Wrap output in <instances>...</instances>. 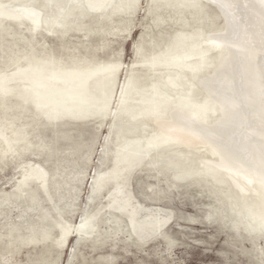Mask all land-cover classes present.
Here are the masks:
<instances>
[{
    "label": "rangeland",
    "instance_id": "obj_1",
    "mask_svg": "<svg viewBox=\"0 0 264 264\" xmlns=\"http://www.w3.org/2000/svg\"><path fill=\"white\" fill-rule=\"evenodd\" d=\"M110 1L113 8L103 15L69 10L63 22L65 26L60 21L63 19L57 17L60 0L51 1L48 6L50 16L43 17L42 27L31 43L37 55L44 56L46 42L53 58L51 65L61 67L82 85L86 80L83 73L90 68L105 66V69L117 70L109 84L91 81L85 85L90 100L96 99L100 105L82 111L67 107V116L54 124L55 127L44 123L43 129L44 126L34 124V134L45 137L51 148L41 150L20 142L12 144L13 157L0 154V191L10 190L13 182L9 181L21 176L29 163L41 162L54 170L56 160L61 157L56 154L59 153L57 150L65 152L67 181L73 174L79 176L75 183L79 190L72 191L77 196L72 195L73 199H69V191L65 192L69 201L65 216L73 227L80 228L78 236L72 235L65 244L60 243L64 236L57 237L59 230L55 228L53 239L48 243L22 246L16 256L17 264H264V233L252 232L245 222H238L240 216L235 211L239 208L236 200L239 201V197L235 198L231 192L233 180L228 176L227 184L220 177L211 175L204 166L207 162H224L220 151L214 150V144H219L220 139L213 135L208 139L210 143L215 142L213 145L178 140L158 146V149L148 151L145 158L144 155L136 158L133 167L130 166L120 180L126 186L125 191L148 211L168 216L169 221L161 235L139 237L126 216H122L118 225L107 221L106 218L111 216L105 212L99 215L103 219L98 226L100 234L83 235V231L90 229L85 221L89 215L105 206L104 211H114L111 194L115 190L108 178L122 151L119 147L132 136L143 139L149 134L159 135L167 130L170 122L179 118L167 103L160 106L157 100L156 105L151 106L153 114L165 116L169 112L170 115L158 120L144 111L148 108L134 110L133 104H145L141 94L167 96L179 93L189 97L194 104L191 113L200 115V124L196 126L220 132L225 141L243 127L247 114L236 103L229 108L236 110L224 120H220V111L224 108L214 110L220 101L219 96L213 95L220 77L224 73L228 75L236 92L241 74V60L230 59L217 48L201 43L204 38L238 39L236 28L220 7L201 3L200 10L197 7L195 10L187 4L138 0L133 1L124 15L119 11L124 7L123 1ZM45 3L36 0L35 8L41 10ZM20 4H27V1ZM11 25L7 31L0 30V66L3 67L18 61V56L26 61L28 43L19 41L16 44L19 27ZM24 38L29 40L30 35L26 32ZM258 65L262 69L263 61L259 60ZM62 69L55 72L60 86L63 85L60 79L64 78L60 75ZM11 74H14L12 69L0 83L11 79L8 77ZM110 88L113 91L110 92ZM108 97H112L111 115L104 111ZM15 119L7 111L0 110V132L5 131L13 139H16L19 125L26 122ZM99 186L105 188L98 194ZM43 204L52 209L50 201L45 200ZM12 214L14 218L17 212ZM28 215L33 213L28 212Z\"/></svg>",
    "mask_w": 264,
    "mask_h": 264
},
{
    "label": "bare ground",
    "instance_id": "obj_2",
    "mask_svg": "<svg viewBox=\"0 0 264 264\" xmlns=\"http://www.w3.org/2000/svg\"><path fill=\"white\" fill-rule=\"evenodd\" d=\"M22 1H27V4H20ZM51 1L53 0H44V3H47H45V6H41L43 9L40 10L35 8L36 0H0V30L7 31V29H10L11 23H14L13 25L19 27V31L16 32V35L19 36L16 37V44L19 41L28 43L25 54L26 61L18 56V61L13 62L12 65L0 66V74H2L0 81L6 79L5 75L10 69L14 72V74L8 75V77L11 76V79L0 83V110L7 111L8 115L16 118L15 120L24 119L26 121L24 124L19 125V129L16 131V139L7 135L5 131L0 132V154H4L3 157L5 154L13 157L14 148L12 144L20 142L36 146L41 150L51 148L50 142L45 140V137L39 135L40 133L34 134L36 131L34 124L43 127L44 123L45 125L48 123L55 127L54 124L60 123L67 116V107L82 111L100 105L101 102L96 101V99L95 101L90 100L89 95L85 93V85L91 81V83L106 81L109 84L110 77L117 70V68L105 69V66L90 68V70L83 73L86 80L84 81L85 85H82L76 83L67 74V71L61 67L56 64L51 65L53 58L50 57L46 42L44 44L45 55H37L31 43L37 36L39 28L42 27L43 17L50 16L48 6ZM122 1L124 7L119 11L126 15V11L133 1L138 0ZM161 2L168 5L187 4L195 7V10L196 7L197 9L200 7L201 3H211L216 7H220L229 22L236 28L238 39L235 41H228L224 37L210 40L201 37V43L211 48H217L223 56L227 55L230 59L237 58L238 61L241 60V67H239V69L241 68V74L239 73L240 77L237 81L239 82V84L237 83V91H233L230 77L226 76L224 70H221L224 74L220 77L218 85L216 83L213 95L215 98L219 96L220 99V101H217L219 104H216L214 110L221 106L224 108L220 111L222 115L220 120L231 117L236 109L229 108L236 103L239 108L241 107L247 111L244 125L235 132L230 140L225 141L220 132H211L205 127L196 126L200 124L198 119L200 115L199 113H191L190 110H193L194 104L189 97L179 93L167 96L155 93H150V95L141 94V101L145 104H139V106L133 104L134 110L148 108L144 111L152 114L158 120L170 115L169 112L166 115L164 114L165 116L153 114L151 110L154 109L151 106L156 105L155 100H157L160 102V106L167 103L171 110H175L173 112L179 118L177 116V121L170 122L167 130L159 135L149 134L143 139L132 136L126 139V143L123 142L124 145L119 147L122 151L116 160L115 169L110 171V177L108 178L112 180V189L115 190L111 194L112 201L115 202L114 211H104L105 206L97 213L89 215L85 221L88 222L90 229L89 232L87 230L83 231L85 233L83 235L94 237L100 234L98 226L103 220L99 216L102 212L111 216L106 218L107 221H112L115 224L121 221L122 216H126L139 237L151 234L161 235L162 228L169 221L168 216L158 211H148L149 209L137 202L130 192L125 191L126 186L120 180L124 178L130 166L133 167L141 155H144L142 157L145 158L148 151L158 149V146H165L170 141L178 140H187L190 144L213 145L214 141V143L208 142L209 137L212 135L220 139L219 144H214L216 149L212 148L220 151L224 157V162H207L204 166L211 175L220 177L227 184L228 176L233 180L230 184L231 192L235 198L239 197V201L236 198L239 208L237 207L238 210L235 211L240 216L238 222L240 224L245 222L252 232L264 233V0H161ZM26 5L30 6L27 7ZM112 5L110 0H60V4H58L60 15L57 17H61L63 20L60 21L63 23L66 16H68L66 12L68 13L71 9H79V11L81 10L86 14L103 15L113 8ZM62 26H65V23ZM203 31L205 30L203 29ZM26 32L30 35L29 40L24 38ZM259 60L260 62L263 61L262 69L258 65ZM59 69H62L60 75L64 77L60 79L63 83L62 86L57 84L58 77L55 73ZM82 89L85 91L83 92ZM111 90L112 88H110V92ZM111 99L112 97H108L107 110L106 108L104 110L110 115L112 114L109 112L112 111L109 110ZM95 103L97 104L95 105ZM190 107L191 109H189ZM122 146L124 147L122 148ZM57 151L59 153L56 154H61V157L56 160L54 170H50L41 162L29 163L28 168L24 170L21 176L12 178L9 181L13 182L10 190L0 191V264H17L16 256L21 251L22 246L48 243L53 239L55 228L59 230L57 237L64 236L60 241L64 244L69 237L72 235L78 236V233H80V228L73 227L65 216L66 207L69 203L65 192L69 191V199L77 196L73 195L72 191L78 192L79 190L75 184L79 181V176L73 174L74 176L70 178V181H67L66 159L63 156L65 152ZM51 153L53 154V152ZM104 188V186H99L98 194ZM45 200L50 201L52 209L43 204ZM14 212H17V214L13 218L12 215L14 214L12 213ZM28 212H32L33 215H28ZM33 218L34 220L30 221ZM235 219L237 221V218ZM82 227L81 229H83Z\"/></svg>",
    "mask_w": 264,
    "mask_h": 264
}]
</instances>
